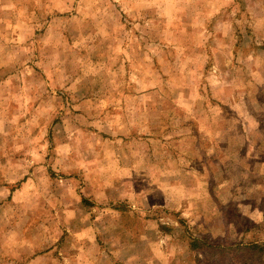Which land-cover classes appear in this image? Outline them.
<instances>
[{"label":"rangeland","instance_id":"rangeland-1","mask_svg":"<svg viewBox=\"0 0 264 264\" xmlns=\"http://www.w3.org/2000/svg\"><path fill=\"white\" fill-rule=\"evenodd\" d=\"M0 264H264V0H0Z\"/></svg>","mask_w":264,"mask_h":264}]
</instances>
